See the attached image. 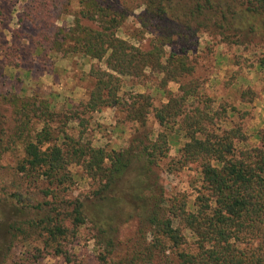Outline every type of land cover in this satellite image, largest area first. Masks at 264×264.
Returning <instances> with one entry per match:
<instances>
[{
    "label": "trees",
    "instance_id": "16d2710c",
    "mask_svg": "<svg viewBox=\"0 0 264 264\" xmlns=\"http://www.w3.org/2000/svg\"><path fill=\"white\" fill-rule=\"evenodd\" d=\"M138 10V27L127 35L134 44L121 34ZM62 15L72 16L69 26L56 25ZM203 35L264 49V0L22 5L5 65L20 67L28 41L38 70H51L56 56L97 64L87 73V100L65 110L38 95L0 93V161L12 156L0 190L2 263L42 264L51 257L84 264L70 245L87 228L94 264H264V130L248 146L240 125L220 127L230 113L207 94L194 56ZM259 64L264 68V59ZM150 77L167 95L160 105L149 93L121 94L123 78L148 83ZM254 97L249 88L240 93L241 102ZM107 108L119 116L113 130L131 132L125 147L92 143L88 115ZM178 138L185 142L179 157L170 159ZM168 159V174L195 165L193 198L185 191L166 193L161 164ZM75 178L86 181L85 192L74 195ZM14 250L17 256L9 258Z\"/></svg>",
    "mask_w": 264,
    "mask_h": 264
},
{
    "label": "rangeland",
    "instance_id": "374dc122",
    "mask_svg": "<svg viewBox=\"0 0 264 264\" xmlns=\"http://www.w3.org/2000/svg\"><path fill=\"white\" fill-rule=\"evenodd\" d=\"M29 0H0V93L14 92L20 95H38L49 98L58 109L65 110L67 105H77L85 102L91 89V82L87 78V73L92 65L97 62L85 57L76 56L72 58L54 57V66L49 71L36 69L32 64L30 55L32 43H23L21 54L22 61L20 67L7 66L4 63V50L11 46L13 31L18 28V16L23 4ZM25 2V3H24ZM140 10L135 12L126 27L123 29L121 37L137 44L136 40L127 36L136 25V16ZM72 23V16L62 15L56 22L57 26H69ZM148 37V36H147ZM197 62V72L205 78V90L214 100L215 106L228 108L230 117L225 123L220 124L221 128H229L232 125H240L245 131L248 146L258 143L256 133L264 130V68H260V61L264 59V49L259 48H236L219 43L217 39H212L203 35L199 39L195 51ZM122 92L149 93L154 97L156 106L166 101V96L158 91L157 78L150 77L148 83H139L135 79L123 78ZM251 89L255 93L253 101L250 103L241 102L240 93L246 89ZM177 92V86L169 85L167 90ZM124 93V94H125ZM89 124L87 129L90 132L94 146H107L115 149L125 147L131 132L114 131V125L119 117L112 108L102 109L99 112L88 115ZM149 126L157 130L158 126L153 119L149 118ZM185 139L178 138L177 146H172L170 159H177L179 154L177 148L181 147ZM162 162L161 177L163 186L167 194L175 191H185L192 195V183L197 185V175L194 166L188 169L176 171L172 174L164 172L167 162ZM12 156L4 155L0 161V190L6 187L8 180V168L11 165ZM2 167V169H1ZM73 174L80 175L81 169L72 167ZM73 186L74 195L85 192L88 189L85 180L75 178ZM0 193V197H1ZM119 219V223L125 220ZM123 226L124 233L128 232V226ZM92 232L87 228L79 230L77 238L71 243L70 250L74 252L79 260L84 264H94ZM2 230H0V245H4ZM4 256V255H3ZM2 251H0V264L3 261ZM17 256V250L12 251L9 258ZM42 264H64L58 258H45ZM6 264V263H5Z\"/></svg>",
    "mask_w": 264,
    "mask_h": 264
}]
</instances>
